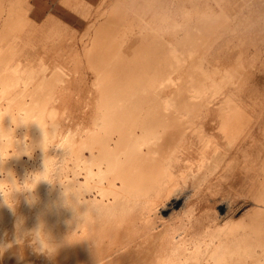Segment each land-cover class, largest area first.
<instances>
[{
  "label": "bare ground",
  "instance_id": "bare-ground-1",
  "mask_svg": "<svg viewBox=\"0 0 264 264\" xmlns=\"http://www.w3.org/2000/svg\"><path fill=\"white\" fill-rule=\"evenodd\" d=\"M32 1L0 0V264H264V0H58L76 34Z\"/></svg>",
  "mask_w": 264,
  "mask_h": 264
},
{
  "label": "rangeland",
  "instance_id": "rangeland-1",
  "mask_svg": "<svg viewBox=\"0 0 264 264\" xmlns=\"http://www.w3.org/2000/svg\"><path fill=\"white\" fill-rule=\"evenodd\" d=\"M58 0H33L32 6L34 8V16L36 20L42 19L46 16H50L56 20L63 22L67 28L74 34L80 33L82 30V22L78 19V16L75 15L71 10H66L58 5ZM89 4L94 5L98 0H86ZM247 199L243 196H235L232 199V209L235 217L240 216L246 208L248 207ZM219 201V202H218ZM217 209L220 211L221 201L217 200Z\"/></svg>",
  "mask_w": 264,
  "mask_h": 264
},
{
  "label": "clouds",
  "instance_id": "clouds-1",
  "mask_svg": "<svg viewBox=\"0 0 264 264\" xmlns=\"http://www.w3.org/2000/svg\"><path fill=\"white\" fill-rule=\"evenodd\" d=\"M25 235L32 237L31 244L34 246V250H36L37 252H39L41 254H45V253L49 252L48 245H50V244L48 242V238L41 231V229L37 228L33 232L25 233ZM33 236L35 237L34 239H33ZM18 241L23 242L22 238H16L15 243L20 244V243H18ZM9 247H10V245H8L4 241L0 240V256H2L3 253L9 249Z\"/></svg>",
  "mask_w": 264,
  "mask_h": 264
}]
</instances>
